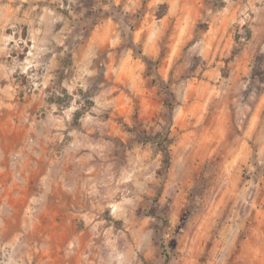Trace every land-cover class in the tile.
<instances>
[{
  "label": "rangeland",
  "instance_id": "374dc122",
  "mask_svg": "<svg viewBox=\"0 0 264 264\" xmlns=\"http://www.w3.org/2000/svg\"><path fill=\"white\" fill-rule=\"evenodd\" d=\"M166 263L264 264V0H0V264Z\"/></svg>",
  "mask_w": 264,
  "mask_h": 264
},
{
  "label": "trees",
  "instance_id": "16d2710c",
  "mask_svg": "<svg viewBox=\"0 0 264 264\" xmlns=\"http://www.w3.org/2000/svg\"><path fill=\"white\" fill-rule=\"evenodd\" d=\"M63 73V71L60 73V75ZM61 77V76H60ZM60 80V79H59ZM50 91V101L52 102H55V103H58V104H61L62 101L64 100V98L67 99V104H69L71 102V100L73 99V96L68 92L67 89H63V96H60V94H58L57 91L55 90H52L51 88L49 89ZM90 103H93L91 100H90ZM84 114V111L83 110H77L75 112V122L78 123L80 118L83 116ZM157 143L162 145L164 141H167L168 139V135L167 134H157L155 136ZM166 151V149H165ZM169 163V155L166 153V164ZM167 264V263H166Z\"/></svg>",
  "mask_w": 264,
  "mask_h": 264
}]
</instances>
